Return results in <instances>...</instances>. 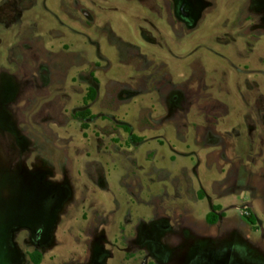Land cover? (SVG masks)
Returning <instances> with one entry per match:
<instances>
[{"label":"rangeland","instance_id":"rangeland-1","mask_svg":"<svg viewBox=\"0 0 264 264\" xmlns=\"http://www.w3.org/2000/svg\"><path fill=\"white\" fill-rule=\"evenodd\" d=\"M0 264H264V0H0Z\"/></svg>","mask_w":264,"mask_h":264},{"label":"trees","instance_id":"trees-1","mask_svg":"<svg viewBox=\"0 0 264 264\" xmlns=\"http://www.w3.org/2000/svg\"><path fill=\"white\" fill-rule=\"evenodd\" d=\"M96 94H97L96 89L93 88V87H91V88L89 89V92H88V97L85 99V101H88V99H94V98L96 97ZM89 113H90L89 110H85V111H82V112H78V113L76 114V116H79V117H86ZM84 126H87V124H84ZM125 129H126V130H129L127 127H126ZM208 218H209V221H211L212 223L216 222V216H215L214 214H210ZM247 218H248L249 221H251L252 223H255V217H254V216L250 215V216H248ZM34 258H35V257H34ZM35 260H36V262H38V261H39V256H37V257L35 258Z\"/></svg>","mask_w":264,"mask_h":264}]
</instances>
